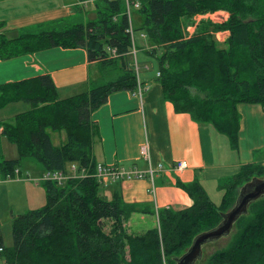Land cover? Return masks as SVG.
Here are the masks:
<instances>
[{
	"label": "trees",
	"instance_id": "trees-1",
	"mask_svg": "<svg viewBox=\"0 0 264 264\" xmlns=\"http://www.w3.org/2000/svg\"><path fill=\"white\" fill-rule=\"evenodd\" d=\"M138 1L140 19L133 31L144 36L149 55L161 52L156 82L163 98L175 113L212 126L237 150L238 105H259L264 111V0ZM216 12L227 13V20H201L186 34L194 16ZM4 27L0 21L2 60L58 47L83 49L89 63L111 75L105 83L90 81L87 90L65 98L48 74L0 85V111L18 102L29 107L9 121L0 120L1 135L17 149L15 159L1 160L0 172L13 179L15 170L30 161L42 171L65 170L67 164L77 163L93 175V150L100 137L93 112L113 93H134L140 82L130 58L133 45L123 1L99 0L95 19L86 23L22 30L13 38ZM223 31L228 36L220 44L215 34ZM111 50L116 52L113 58ZM50 133H64V142L53 145ZM253 177L264 178V166L245 164L221 182L219 205L198 181L178 182L191 206L159 210L158 228L141 234L128 233L126 227L136 206L117 194L103 199L102 185L94 176L71 179L63 186L44 183L45 205L14 217L12 247L4 246L1 234L0 246L7 264H175L194 236L220 222V213L232 207L239 188ZM205 264H264V197L249 205L228 244Z\"/></svg>",
	"mask_w": 264,
	"mask_h": 264
},
{
	"label": "crops",
	"instance_id": "crops-1",
	"mask_svg": "<svg viewBox=\"0 0 264 264\" xmlns=\"http://www.w3.org/2000/svg\"><path fill=\"white\" fill-rule=\"evenodd\" d=\"M82 1L86 2V6H82ZM98 1H0V21L5 22L2 30L13 38L22 30L36 32L44 26L49 29L48 25L86 23L93 20L88 18L87 13L91 9L96 14ZM189 30L192 34L194 27ZM222 34L225 38L228 36V32L218 33L215 36L217 41ZM93 67L98 65L88 62L83 49L51 48L7 60L0 58V85L48 74L59 96L65 98L87 90L90 81H99L92 72ZM157 74L158 71L156 77ZM140 83L145 88L141 98L128 91L116 92L92 114L100 135L93 150L96 163L124 168L134 166L146 171L148 165L140 155L141 147L146 144L152 167L162 166L155 174L156 205L148 192L149 182L146 179L116 182L105 187L107 198L117 194L123 202L136 206V212L126 223L127 228L138 221L149 223L147 226L141 224L143 231L153 228L155 207L173 211L190 207L192 201L177 186L178 182L188 184L196 180L209 196L208 187H218L221 182L236 175L241 166L264 164V160L258 158V150L264 149V111L261 106L238 105L241 116L239 140L237 150H233L227 139L226 143L221 140L212 126L198 125L188 114L175 113L172 104L163 98L161 87L155 80ZM179 161H185L188 167L176 170L174 166ZM30 172L38 176L42 170L25 161L20 173Z\"/></svg>",
	"mask_w": 264,
	"mask_h": 264
},
{
	"label": "rangeland",
	"instance_id": "rangeland-1",
	"mask_svg": "<svg viewBox=\"0 0 264 264\" xmlns=\"http://www.w3.org/2000/svg\"><path fill=\"white\" fill-rule=\"evenodd\" d=\"M89 19H94L96 17L95 11L90 9V13H87ZM228 14L224 12H216L213 14H204V15H196L192 19V24H190L186 28V34L190 35V28L195 27L201 20H210L213 23L220 24L227 20ZM130 19L132 20L133 28L138 26V21L140 18L137 14V9L130 10ZM193 31V30H192ZM227 32V31H223ZM219 32V33H223ZM218 34V33H216ZM215 34V36H216ZM219 43H223L224 38L223 34L219 35ZM215 39H217L215 37ZM148 45L142 39L141 34L138 31H134V46L132 48L130 58L132 60V64L136 70L137 76L140 82H144L146 80L150 82L156 81V72L158 71V57L161 52L158 51L157 55L152 56L147 52ZM92 72L98 76L99 82L98 84L105 83L107 81V77H110L111 74H105L99 71L98 67H93ZM106 78V79H105ZM28 105L18 102L12 103L8 105L5 109L0 111V120L9 121L14 115L18 113L25 112L28 110ZM51 140L53 145L58 146L64 142L65 135L64 133H50ZM63 137V140H60V136ZM219 136V135H218ZM221 140H224L226 143L225 137L220 135ZM60 140V141H59ZM258 158L264 160V149L258 150ZM17 157V149L16 147L9 143L6 139L1 137L0 135V162L2 159L9 160L15 159ZM27 162V161H26ZM78 165L77 163H69L66 166V169H69L71 166ZM259 166H264L259 165ZM69 171V170H68ZM43 172V171H42ZM41 172V173H42ZM24 173V172H23ZM19 178L13 179H5L2 173L0 172V234L2 236L3 244L6 248L12 247V234H11V224L14 217L25 213L30 210H35L42 208L45 205V192L42 185H35L31 178H36L40 176H35V173L30 172L22 175L20 173ZM111 182L107 184H101L100 195L103 199L110 200L112 198H107V192L105 187ZM38 187H35V186ZM157 189V188H156ZM208 194L210 200L219 205L222 199L223 191L217 187H208ZM158 209L155 207V218H154V227L158 228ZM149 222L150 219H147ZM143 226H147L149 224L147 222L138 221L135 224L128 228V233L131 234H141L147 231L146 229L143 231ZM153 227V228H154ZM109 225L106 224L105 229L107 230ZM149 230V229H148ZM229 242V236L221 239L220 241L208 244L203 247V258L200 262L196 264H205L208 256H210L213 252L224 248Z\"/></svg>",
	"mask_w": 264,
	"mask_h": 264
},
{
	"label": "built area",
	"instance_id": "built-area-1",
	"mask_svg": "<svg viewBox=\"0 0 264 264\" xmlns=\"http://www.w3.org/2000/svg\"><path fill=\"white\" fill-rule=\"evenodd\" d=\"M125 6V12L129 19V28L127 32L130 35L132 45L134 46V31L133 26L131 24L130 19V10L139 9L140 3L138 0H122ZM82 6H86V2H81ZM144 38L143 35H141ZM133 48V47H132ZM110 57L113 58L116 55L115 50H111ZM158 76V74H157ZM145 88L139 82L137 84V88L134 92L135 95L141 98L142 92ZM140 155L146 161L148 168L146 171H140L136 167L132 166L129 168H124L115 165H104L102 163H96L95 170L93 175L88 174L84 169H80L78 165L71 166L69 169L60 170V171H43L40 176L36 178H31V181L35 185H42L44 183H53L57 186H63L68 180L71 179H84L88 176H94L98 180L100 184H107L109 182H128L132 180H140L146 179L149 182V194L152 197L155 205H156V185H155V174L156 172L162 169L161 165H158L157 168H153L151 164L150 155L148 152V147L144 144L140 149ZM188 167L185 161H179L175 164L174 168L176 170H184ZM69 170V171H68ZM20 171L15 170L14 178H19ZM0 264H7L6 259L4 257V249L0 246Z\"/></svg>",
	"mask_w": 264,
	"mask_h": 264
},
{
	"label": "water",
	"instance_id": "water-1",
	"mask_svg": "<svg viewBox=\"0 0 264 264\" xmlns=\"http://www.w3.org/2000/svg\"><path fill=\"white\" fill-rule=\"evenodd\" d=\"M262 197H264V178L253 177L244 183L239 188L232 207L228 211L220 213V222L213 228L194 236L190 246L174 260L175 264L200 262L203 258V247L230 236L235 223L248 213L249 205Z\"/></svg>",
	"mask_w": 264,
	"mask_h": 264
}]
</instances>
